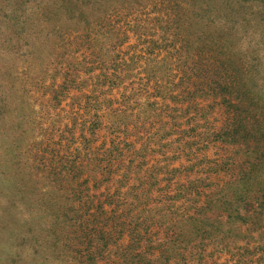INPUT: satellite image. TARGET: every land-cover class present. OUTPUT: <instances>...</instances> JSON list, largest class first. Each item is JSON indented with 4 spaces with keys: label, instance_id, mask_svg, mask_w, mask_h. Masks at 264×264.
<instances>
[{
    "label": "rangeland",
    "instance_id": "374dc122",
    "mask_svg": "<svg viewBox=\"0 0 264 264\" xmlns=\"http://www.w3.org/2000/svg\"><path fill=\"white\" fill-rule=\"evenodd\" d=\"M84 33H91L97 44L106 42L105 50L96 44V56L90 57L98 65V78L82 70L85 61L77 49ZM181 37L241 57L239 74L249 72V96L264 98V0H0V264H119L116 247L108 259L95 263L97 242L83 245L79 227L69 226L75 213L65 216L75 212L69 205H78L69 196L79 180L111 176L109 191L115 192L121 176L113 170L103 176L99 164L112 161V169L120 167L121 173L132 161L149 171L169 169L160 173L164 181L159 187L171 196L215 191L239 172L228 164L241 159L238 147L208 139L224 126L223 110H211L209 101L193 105L154 98V89L145 90L155 85L149 77L156 75L159 85L180 95L185 85L180 77L172 81L169 68L176 66L174 47L181 50ZM118 41L124 42L114 48ZM106 69L121 85L111 89L109 82L104 90L110 98L124 101L128 87L135 88V96L130 103L114 104L127 111L116 113L119 117L100 111L107 114L100 122L97 108L104 96L92 90L105 80ZM155 99L160 103L149 106ZM121 117L127 126L115 131L113 123ZM108 188L104 183L100 191ZM189 197L168 205L187 210ZM135 214L151 217L154 212ZM160 216L155 220L159 230ZM243 233L238 243L244 247L249 241L251 251L257 249L254 262L246 258L249 251L242 260L235 255L238 250H231L207 256L206 264H259L255 261L264 257V236Z\"/></svg>",
    "mask_w": 264,
    "mask_h": 264
},
{
    "label": "trees",
    "instance_id": "16d2710c",
    "mask_svg": "<svg viewBox=\"0 0 264 264\" xmlns=\"http://www.w3.org/2000/svg\"><path fill=\"white\" fill-rule=\"evenodd\" d=\"M81 38L83 43L77 52L81 53L85 61L82 70L90 77L98 78L96 72L98 65L93 58L90 59L91 56H96L97 43L91 33H84ZM127 38L125 37V40ZM199 39L197 37L195 41L199 43ZM97 42L99 43V40ZM123 42L113 43L114 48L122 45ZM179 42L182 44L181 50L174 47L176 66L169 69L173 72L178 70L177 75L171 73L174 77L172 81L180 77V85H185L182 86L180 95H175L176 91L172 87L159 85L156 75L149 77V82L155 80V85L145 90L148 92L149 89H154L155 92L151 94L154 98L177 100L183 104L189 102L193 105H199V100L209 101L211 104L208 108L211 110L217 108L223 110L224 126L211 131L209 135L211 137L208 139L238 147L237 154L241 159L234 158V161L228 164L233 167L232 171L239 169V172L215 191L207 193L205 190L195 192L189 190L182 192L180 196H171L165 192V188L159 187L164 181L160 180V173L168 174L169 169L153 168L149 171L142 165L133 166L135 161H132L121 173L120 167L112 169L114 166L112 161L107 165H97L96 168L104 172L103 176L106 173L110 174L112 170L113 174L121 176L116 183L118 185L115 192L109 191L110 185L113 184L111 176L107 180H99L98 177H95L94 181L91 178L82 182L79 180L78 188L73 189L74 198L69 196V200L78 205L77 207L74 204L71 205L72 207L69 205V208H75V212L70 211L65 214L66 217H70L75 213L69 218V226L79 227L81 237L78 238L83 245L86 242L89 244L97 242L93 253L97 256L95 263L108 259V253L114 252L113 247H116L120 253L119 264H168L171 261H176L178 264L191 262L206 264L207 256L218 252H231V250H238L235 255L240 256L242 260L245 259L243 256L246 251H249L246 258H252L250 261L256 258L257 249L251 251L249 241L246 246L241 247L238 240L243 232H260L259 235L264 236V98L249 96L252 92L249 87H245L249 72H246V76L239 74L244 67L241 65V57L228 56V50L223 51L221 47L192 45L183 37ZM97 45L102 50L106 48V42ZM112 75L109 69L104 70L102 76L105 80L97 83V87L91 85L95 87L93 90L87 83L82 85L90 87L94 93L101 91V96H104L102 107L97 108L96 116L100 122H103L102 119L107 115L99 114L100 111L109 110L110 116L116 113L125 114L127 111L115 108L114 104L130 103L129 100L135 96V88L132 87L133 91H129L128 87L122 93L124 101L119 102L110 98L109 93L104 90L109 82L111 89L120 90L121 86L112 81ZM73 81L77 82L75 79ZM172 81L166 83L171 84ZM159 103L155 99L148 104L154 107ZM127 106L129 107V104ZM124 124L126 125V121L121 117L113 123V128L117 131L118 127ZM204 149L206 150V147ZM91 150L93 151L92 148ZM92 153L96 154L94 151ZM179 153L182 155L184 151L180 149ZM237 164H239L238 168L235 167ZM135 168H139L140 173L134 172ZM172 172L178 171L173 169ZM104 183H108L109 188L103 192L100 190ZM93 190H96L97 194H93ZM159 191L162 192L161 198L154 197V193ZM194 195L195 198L192 197ZM187 196H191L188 200L192 203L187 210H182L175 204L168 205L169 200L187 199ZM107 204L113 206L112 210L106 208ZM137 210H140V213L154 212V214L151 217H144L141 214L136 215ZM209 211L213 214H209ZM159 212L162 215L161 230L157 229L155 223ZM126 237H130L128 244L124 243ZM261 246L264 247V244ZM209 248L212 250L210 254L207 253ZM245 262L246 260L244 264H248ZM255 262L264 264V257ZM88 263L84 262V264Z\"/></svg>",
    "mask_w": 264,
    "mask_h": 264
}]
</instances>
